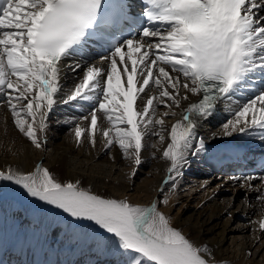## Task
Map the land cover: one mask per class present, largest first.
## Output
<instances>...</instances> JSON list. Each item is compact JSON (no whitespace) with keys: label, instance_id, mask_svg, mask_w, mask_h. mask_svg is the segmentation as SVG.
<instances>
[{"label":"snow or ice","instance_id":"obj_1","mask_svg":"<svg viewBox=\"0 0 264 264\" xmlns=\"http://www.w3.org/2000/svg\"><path fill=\"white\" fill-rule=\"evenodd\" d=\"M142 2L146 22L139 14L130 17L123 0H0V105L15 128L41 149L55 106L80 105L87 115L63 121L75 125L76 142L95 147L102 134L105 149L118 146L138 168L146 137L163 143L164 118L179 109L162 152L170 161L164 183L204 150L203 138L193 147L198 122L215 115L220 102L229 118L210 138L245 134L264 141V0ZM93 37L106 53L99 63L85 51ZM68 71L74 86L64 89ZM256 74L259 87L245 95ZM160 105L166 110L158 114ZM253 179L245 177V184ZM0 181L42 202L36 214L52 206L54 215L72 218L65 219L66 231L92 222L111 234L112 264H224L173 226L159 207L168 197L133 204L96 193L79 179L61 180L42 163L28 172L0 169ZM255 223L264 232V217Z\"/></svg>","mask_w":264,"mask_h":264},{"label":"bare ground","instance_id":"obj_2","mask_svg":"<svg viewBox=\"0 0 264 264\" xmlns=\"http://www.w3.org/2000/svg\"><path fill=\"white\" fill-rule=\"evenodd\" d=\"M89 54L91 63H99L100 57L106 53ZM67 63L68 60L65 61ZM63 84L64 89L74 86L70 71ZM248 89L245 88V95ZM195 99L192 97L193 101ZM165 110L163 105L158 106V114ZM175 111V116L164 118L167 127L163 143L159 136L146 137V146L141 153L143 162L137 168L122 156L118 146L105 149L102 134H98L95 147L87 141L83 144L76 142L75 125L68 126L63 121L72 116L87 115L86 107L57 104L48 118L46 145L37 149L15 128L10 111L0 105V169L11 166L28 172L33 171L37 163H42L61 180L79 179L82 186H90L96 193L126 198L130 203L141 206L168 197L169 204H159L160 210L189 239L198 245H207L213 259L224 264H264V232L255 223L264 217V199L248 203L255 195L257 198L262 196L260 193L264 195V182L260 179L264 176V168L258 174H253L248 168H238L241 161L252 157L253 149L264 151L259 147L262 140L245 134L210 138L211 133L218 131L229 118L224 103L220 102L215 115L198 122L193 147L196 140L203 138L204 150L189 157L190 163L182 169V175L177 177L173 173L174 181L164 183L170 161L163 158L162 152L170 142L167 136L170 125L181 116L179 109ZM82 123L86 126V122ZM103 126H107L106 121ZM223 149L237 152L239 165L219 161L216 157ZM260 166L264 167V161ZM228 167L235 171L228 172ZM134 170L135 176L132 175ZM214 171L217 172L215 175ZM249 176L255 178L250 187L244 181ZM193 199L199 202L197 206L190 205ZM40 203L23 195L22 190L11 182L0 181V264H98L92 254L98 248L103 249L106 264H112V257L106 249L114 245L115 239L92 222L73 224L86 240L89 235H95L94 240L87 241L88 250L82 253V259H74L60 251L66 232L65 219L72 218L66 214L65 219L54 215L52 206H48V211L36 214L33 210ZM259 248L263 250L261 258L256 257Z\"/></svg>","mask_w":264,"mask_h":264},{"label":"rangeland","instance_id":"obj_3","mask_svg":"<svg viewBox=\"0 0 264 264\" xmlns=\"http://www.w3.org/2000/svg\"><path fill=\"white\" fill-rule=\"evenodd\" d=\"M217 172L214 171L213 175H215ZM262 192V190L260 191ZM261 195H263V193H260ZM257 198V195H255L253 197V199L249 200L248 203H253V202H256L258 200ZM263 200V199H261ZM259 202H261L259 200ZM195 205L197 206L199 204L198 201H196V199H193L191 202H190V205ZM18 217H21L20 214H18ZM65 235H63V242L61 243L60 245V251L64 252L65 255L67 256H70L72 255V257L74 259H82V253H84L85 251H87L88 249V246L86 245L87 244V241L90 239V240H94L95 238V235H89L88 239L86 240L85 238L81 237V233L75 228L73 227V230L71 232L69 231H66L64 233ZM99 249V250H98ZM98 249H95L92 251V254L94 256V260H96L95 262H97L98 264H106V260L104 258V251H102L103 249L101 248H98ZM263 254V250L262 249H258L257 250V258H261ZM81 255V256H80ZM103 261H102V260ZM101 260V261H99ZM101 262V263H100ZM104 262V263H103ZM217 262H222V261H217Z\"/></svg>","mask_w":264,"mask_h":264}]
</instances>
